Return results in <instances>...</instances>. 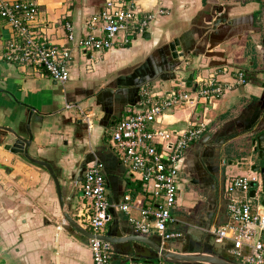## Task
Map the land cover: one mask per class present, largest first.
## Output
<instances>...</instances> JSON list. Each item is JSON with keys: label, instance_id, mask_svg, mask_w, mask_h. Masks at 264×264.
<instances>
[{"label": "crops", "instance_id": "1", "mask_svg": "<svg viewBox=\"0 0 264 264\" xmlns=\"http://www.w3.org/2000/svg\"><path fill=\"white\" fill-rule=\"evenodd\" d=\"M34 1L41 12L37 27L52 43L73 48L71 77L61 83L45 70L1 59L14 31L0 18V264H94L90 239L76 231L64 214L77 221L87 201L82 190L86 165L95 159L104 164L111 204L103 235H136L119 203L132 193L134 215L138 208L156 203L112 150L115 126L143 109V86L166 94L179 80L188 85L192 74L188 88L195 89L199 74L233 81L237 70L245 72L247 84L209 105L206 133L181 163L180 193L172 211L176 221L169 229L183 237L172 243L156 233L151 238L174 252L203 251L244 264L243 257L253 250L244 246L242 256H237L232 241L218 242L215 232L229 219L227 179L261 177L252 171L259 163L249 152L256 146L253 141L264 134V0H162L169 14L131 45L92 55L68 42L64 23H73L79 39L86 19L101 11L105 0ZM140 2L148 9L155 5L152 0ZM203 116V105L195 111L174 108L166 114L164 126L181 129ZM28 123L29 154L53 167L64 208L49 170L27 159L19 148L13 150L17 142L13 131L29 139ZM251 191L254 212L264 213V197L254 202ZM259 238H264V231ZM152 256L158 255L140 242L113 244V264L148 262Z\"/></svg>", "mask_w": 264, "mask_h": 264}, {"label": "built area", "instance_id": "2", "mask_svg": "<svg viewBox=\"0 0 264 264\" xmlns=\"http://www.w3.org/2000/svg\"><path fill=\"white\" fill-rule=\"evenodd\" d=\"M152 1L155 5L148 9L140 0H105L102 10L86 19L85 33L79 39L73 23L65 21L67 40L86 55L126 48L169 14L162 0ZM0 18L6 20L14 31L1 59L45 70L61 83L70 79L73 48L52 43L37 27L41 12L36 1L0 0ZM247 82L245 72L237 70L233 81L220 80L217 75L205 77L199 74L195 89L188 88L185 79L179 80L166 94L154 92L149 86L141 88L143 109L120 120L111 138V148L120 164L127 169L132 180L143 184L156 203L138 208V215L132 213L135 209L132 193H127L119 203L118 209L128 214L137 235L151 238L156 233L163 241L183 237L181 232L169 229V225L176 221L172 211L180 193L181 163L206 133L209 105L214 106L228 92ZM199 105L204 106L202 121L194 120L181 129L164 126L170 110L184 107L195 111ZM86 120L91 125L92 116L88 115ZM252 182H257L262 189L261 178L234 176L227 179L229 219L215 234L220 243L232 241L237 256H242L244 246L253 250L243 257L244 264H264V238L257 239L264 231V213L254 212L250 200ZM82 190L87 201L77 215V222L94 235L89 244L94 264H113V244L99 238L110 220L111 204L107 197L104 164L98 159L87 163ZM129 264L188 263L162 258L157 262L131 261Z\"/></svg>", "mask_w": 264, "mask_h": 264}, {"label": "water", "instance_id": "3", "mask_svg": "<svg viewBox=\"0 0 264 264\" xmlns=\"http://www.w3.org/2000/svg\"><path fill=\"white\" fill-rule=\"evenodd\" d=\"M175 44H176V46H178L179 41H176ZM172 47L174 49V45H172ZM177 50H180V48L178 47ZM174 56H176V53H174ZM193 79H194V75L192 74V75H190V77L188 79V85L190 87L193 84ZM27 130L30 134L29 139L23 138L13 131V133L17 139V142L13 145V150H16L19 148V151L24 153V155L26 156L27 159H29L30 161H32L35 164L46 167L49 170L51 176L53 177V179L55 180L56 185H57V190H58V195H59L61 207L64 208L65 202H64L63 195H62V189L60 186L59 179H58L53 167L48 162L42 161L40 159H36L29 154V146L32 142L30 123L27 124ZM253 143L256 144V146L254 147V149L252 151L249 152V154H250L249 156H251L254 159H259L264 163V134L259 135L257 137V139L253 141ZM22 145H24V146H22ZM209 170H212L211 167H209ZM252 171L254 173L261 175L260 178L262 180V189L260 192L263 194L264 193V165L263 164L253 165ZM251 185H252V187H258L257 182H252ZM256 197H257L256 190L251 191V198L256 199ZM262 204L264 205V199L262 201ZM64 216H65L66 220L68 221V223H70V225L76 231H78L80 234L86 236L89 239H92L94 237V235L92 233H90L88 230L83 228L69 213L65 212ZM99 238L103 239L105 241H108L112 244H117V243L126 242V241L140 242V243H143L146 246H148L150 249H152L161 258L169 260V261H173V262H185L188 264H196V263L239 264L237 261H229L225 258H222L221 256H219L217 254H207V253H204L203 251H201L199 253L174 252V251L164 247L160 243L156 242L152 238L146 237L143 235H137L136 234V235L127 236V237H111V236L101 235V236H99Z\"/></svg>", "mask_w": 264, "mask_h": 264}, {"label": "rangeland", "instance_id": "4", "mask_svg": "<svg viewBox=\"0 0 264 264\" xmlns=\"http://www.w3.org/2000/svg\"><path fill=\"white\" fill-rule=\"evenodd\" d=\"M255 161L256 162H258L259 164H261V160H259V159H255ZM257 177H260V176H258V175H256ZM253 189H255V190H257V193H258V196L256 197V199H254V202H257L258 201V199L261 197V195L264 197V193L262 194V193H260L259 192V187H255V188H253ZM154 238V237H153ZM170 241V243H172V241H175L174 239H172V240H169ZM168 241V242H169ZM159 243H161V242H159ZM152 255H154L153 253H152ZM198 264V263H197ZM199 264H202V263H199Z\"/></svg>", "mask_w": 264, "mask_h": 264}, {"label": "trees", "instance_id": "5", "mask_svg": "<svg viewBox=\"0 0 264 264\" xmlns=\"http://www.w3.org/2000/svg\"><path fill=\"white\" fill-rule=\"evenodd\" d=\"M155 253V252H154ZM156 254V253H155ZM157 255V254H156ZM159 260H161L160 259V257H158V256H152V257H148V260H146V261H148V262H157V261H159Z\"/></svg>", "mask_w": 264, "mask_h": 264}]
</instances>
